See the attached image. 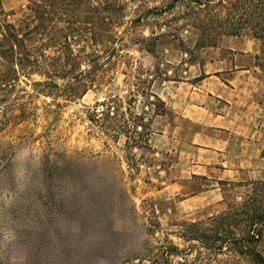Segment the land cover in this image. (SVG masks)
Instances as JSON below:
<instances>
[{
  "label": "rangeland",
  "instance_id": "374dc122",
  "mask_svg": "<svg viewBox=\"0 0 264 264\" xmlns=\"http://www.w3.org/2000/svg\"><path fill=\"white\" fill-rule=\"evenodd\" d=\"M186 2L128 0L120 11V53L82 97L58 98L57 106L50 96H36L25 119L0 108V264H150L171 244L185 255L164 264H231L225 253L216 261L196 257L202 249L186 241L184 230L190 222L208 226V217L240 201L250 181L264 180V162L258 165L230 129L228 140L205 123L214 122L222 104L198 88L230 77L221 57L246 53L238 63L253 67L259 42L243 31L194 47L199 32L184 21ZM0 3L9 21L24 15L25 0ZM155 6L165 11L128 26ZM204 76L209 81H200ZM147 84L164 101V114L154 115L141 92ZM110 96L120 99L121 120L144 117L154 145H128L124 134L110 138L90 123L87 108ZM206 144L230 159L233 172L221 182L194 175L204 170L199 149ZM212 187L216 194H199ZM258 248L264 252V238Z\"/></svg>",
  "mask_w": 264,
  "mask_h": 264
},
{
  "label": "trees",
  "instance_id": "16d2710c",
  "mask_svg": "<svg viewBox=\"0 0 264 264\" xmlns=\"http://www.w3.org/2000/svg\"><path fill=\"white\" fill-rule=\"evenodd\" d=\"M25 1L24 15L17 21L7 19L0 3V108L10 109L12 118L21 119L32 113L31 103L36 96H50L58 106V98H80L100 83L113 57L120 53V11H124L128 0ZM170 5L161 9H169L174 2ZM184 7V21L199 32L194 47L215 46L222 36L247 31L259 42L254 60L264 74V0H187ZM161 9L146 8L128 26L133 27L149 13L165 11ZM141 92L149 97L154 115L166 112L164 101L150 85H143ZM119 103L118 97L110 96L88 107L90 123L110 138L124 134L128 145L143 147L151 135L149 124L143 116L121 120ZM249 183L240 201L207 218L208 226L187 224L186 241H196L202 249L197 250L196 257L211 256L216 261L225 253L231 257L227 259L231 264H264V252L258 248L264 238V180ZM183 251L171 244L152 256L150 264H164V258Z\"/></svg>",
  "mask_w": 264,
  "mask_h": 264
},
{
  "label": "crops",
  "instance_id": "0c3cea01",
  "mask_svg": "<svg viewBox=\"0 0 264 264\" xmlns=\"http://www.w3.org/2000/svg\"><path fill=\"white\" fill-rule=\"evenodd\" d=\"M230 39L228 41L231 42ZM241 49L247 51L246 48ZM245 55L247 54L236 53L232 54V58L221 57L220 62L224 63L222 70H229L231 72L229 73L231 74L230 77L220 80L219 86H207L206 90H204L205 92L198 88V91L208 95L210 98L212 96L215 97L222 104L220 107L221 112L215 115L214 122L205 123H209L216 129L218 127L222 132H227L228 136L226 138L228 140L230 132H234L236 134L235 138L245 147V151L250 150L248 154L255 158L259 165L264 162V153H262L264 148V74L255 65L249 68H242V65L238 62L240 57ZM227 65H229V68ZM209 77L204 76L200 81H209ZM167 109L172 108L167 106ZM228 129L231 131H228ZM154 139V135L149 137L148 143L150 146L154 145ZM210 147L217 149L213 144H206L205 147L199 149V151H202L199 154L204 155L202 161L200 160L204 170L200 172L201 174L194 175H206L221 182L222 175L233 172L230 159L227 158L228 160L225 161L224 153H217L218 150H213ZM217 163L223 164L218 166ZM239 169L235 172H243ZM215 174L218 175L215 176ZM207 193L216 194L214 187L199 194L202 196Z\"/></svg>",
  "mask_w": 264,
  "mask_h": 264
}]
</instances>
